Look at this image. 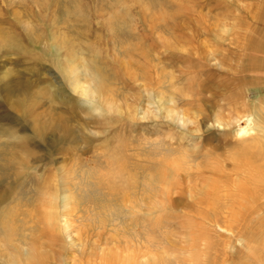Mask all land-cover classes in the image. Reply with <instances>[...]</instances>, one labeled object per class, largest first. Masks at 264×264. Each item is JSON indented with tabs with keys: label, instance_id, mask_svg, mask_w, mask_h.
I'll return each mask as SVG.
<instances>
[{
	"label": "rangeland",
	"instance_id": "374dc122",
	"mask_svg": "<svg viewBox=\"0 0 264 264\" xmlns=\"http://www.w3.org/2000/svg\"><path fill=\"white\" fill-rule=\"evenodd\" d=\"M261 84L264 0H0V264H264Z\"/></svg>",
	"mask_w": 264,
	"mask_h": 264
},
{
	"label": "bare ground",
	"instance_id": "6f19581e",
	"mask_svg": "<svg viewBox=\"0 0 264 264\" xmlns=\"http://www.w3.org/2000/svg\"><path fill=\"white\" fill-rule=\"evenodd\" d=\"M77 62V64H78V61H75V63ZM84 65V64H83ZM68 66V65H67ZM68 67H65L64 69H67ZM72 69V68H71ZM69 70V69H68ZM65 72V71H64ZM67 73H68V71H66ZM75 81V80H74ZM80 80H77L76 79V81H75V86H74V90H77L81 95L80 96H85V97H95V90L94 89H92L89 85H86L85 83H81V82H79ZM86 82V81H85ZM261 85H264V84H261ZM73 86V85H72ZM257 91V90H256ZM82 96V97H83ZM149 96H150V101L152 102V103H154L153 104V106H154V108H161L162 106H163V103H162V101H161V98L162 97H160V96H157V97H154V96H152L151 94H149ZM100 100H99V102L101 103V104H103V103H107V100H108V98L107 97H102V98H99ZM87 100V99H86ZM89 100H91V98H89ZM90 102V101H89ZM108 105L110 104V103H107ZM106 104V105H107ZM261 104L263 105V103L261 102ZM110 106V105H109ZM112 106V105H111ZM153 108V109H154ZM164 109H166V107L164 108ZM116 110V109H115ZM160 110V109H159ZM154 111V110H153ZM231 120V121H230ZM234 120H236V117L234 118V119H228L227 121H226V123H231L232 121H234ZM214 121H215V123H218V125L219 124H221V125H228V124H225V122H224V120L222 119V118H220L219 116H215L214 117ZM242 155V154H241ZM171 159V158H170ZM243 159V158H242ZM240 162V161H239ZM238 162V164H236V168L239 170V172H240V174L242 173V172H244V174H242V176H245V179L247 178V179H251L252 178V175L250 176L249 174H248V172L250 173V174H254L255 172V174H257L258 173V170H256L255 168V166H254V164H251L250 162H249V160L248 161H241V162H244V163H239ZM172 166L173 167H176L177 165H175V163L173 164L172 163ZM235 167V166H234ZM238 172V173H239ZM247 173V174H246ZM241 176V175H240ZM238 177H239V175H238ZM240 178V177H239ZM235 185H236V183H235ZM234 185V186H235ZM202 186H203V192H204V194H205V196H206V198H205V202L206 203H215L216 202V200H217V197H218V200H219V196L217 195V193H218V191H219V188L217 187V184L214 182V180H212L211 178H208V179H206L205 181H202ZM220 187V186H219ZM222 190V189H221ZM235 191V190H234ZM214 200V201H213ZM45 202L47 203V205H50L51 207H52V210L51 209H47L46 210V212L44 213V217L46 218V219H48V220H50V219H52L53 217H57V214H56V212H55V202L53 201V199L52 198H47L46 200H45ZM8 231H10L11 233L14 231V229L13 228H8ZM7 233V232H6ZM248 237H247V243H245V252H246V255L245 256H249V255H253V250H255L254 248L256 247V246H254V248H252V246H251V243L252 242H256V244L258 245V247H256V249H258L259 248V246H261V245H263V248H264V234L262 233V232H251V234L250 235H247ZM260 239V241H258ZM258 241V242H257ZM246 242V241H245ZM253 244V243H252ZM262 248V247H261ZM255 252V251H254ZM252 257H254V255L252 256ZM251 258V257H250ZM262 259H264V257L262 258ZM247 260V259H246ZM1 264H11L10 262H3V263H1ZM261 264V263H260Z\"/></svg>",
	"mask_w": 264,
	"mask_h": 264
}]
</instances>
